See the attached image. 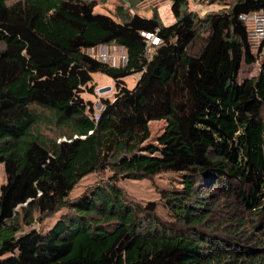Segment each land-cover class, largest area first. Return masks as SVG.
Instances as JSON below:
<instances>
[{
  "label": "trees",
  "instance_id": "1",
  "mask_svg": "<svg viewBox=\"0 0 264 264\" xmlns=\"http://www.w3.org/2000/svg\"><path fill=\"white\" fill-rule=\"evenodd\" d=\"M170 1L164 25L156 11L96 12V0H0V264H264V60L237 80L258 60L239 16L264 13V0H208L225 8L202 17ZM142 32L159 40L152 53ZM103 44L124 62L85 52ZM94 73L116 88L100 110L82 97ZM152 120L164 130L143 146ZM164 172L182 177L162 192L168 222L116 183ZM219 193L240 211H218Z\"/></svg>",
  "mask_w": 264,
  "mask_h": 264
},
{
  "label": "rangeland",
  "instance_id": "2",
  "mask_svg": "<svg viewBox=\"0 0 264 264\" xmlns=\"http://www.w3.org/2000/svg\"><path fill=\"white\" fill-rule=\"evenodd\" d=\"M9 2L15 0H8ZM97 5L94 10L96 12L109 14L114 16L118 11V8H121L123 11H129L131 14L137 13L141 16L150 17L153 11H156L164 25H169L174 22V17L170 10V0H96ZM189 8L195 11L199 16H204L206 13L214 12L217 10H222L225 8V5L221 3L212 4L208 0H190ZM248 29H251L250 25H247ZM151 40L148 39L147 45H149V53L153 52V47L150 46ZM110 44H104L98 46V52H103L105 49L109 48L108 55L111 57L112 65H120L121 59L125 55L124 48L115 45V50H113ZM254 52V50H253ZM97 54V53H94ZM98 56V55H97ZM264 60V56L261 59H258L252 64L241 63L240 68L237 74V80L242 81L245 78H250L256 76L260 70L261 62ZM140 73H135L124 78V84L128 88H132L138 78ZM91 84H94V93L89 92V89L86 88L82 93V97L93 104L94 108L98 110L101 107V98L112 99L114 93L116 92L115 82L108 76L101 73L93 74V81ZM90 85V84H89ZM164 120H152L149 121V138L144 142L143 146L146 145H158L157 139L162 134L165 127ZM42 130H47L46 127H43ZM54 134V132H53ZM111 171L106 169L104 172L90 173L83 178H81L77 184L70 191L69 198H74L80 195L86 187L100 181L105 180ZM182 177L180 174L175 172H164L159 173L151 177H145L139 180L132 179H119L116 183L118 187L122 190L124 198L133 203L136 206L144 207L148 203H154L155 213L159 219L163 222L172 221V216L170 209L168 208L166 201L162 198V192H173L174 190H179L181 188ZM6 181V176L4 172L3 164H0V186ZM218 186H216L213 191H216ZM224 193H219V201L223 204L221 205L218 211H240L238 205L231 204L228 206L225 202L236 201L234 196L227 201ZM225 212H221V217L224 218ZM58 213L52 217H47L42 223L34 224L35 227L47 226L52 224Z\"/></svg>",
  "mask_w": 264,
  "mask_h": 264
},
{
  "label": "built area",
  "instance_id": "3",
  "mask_svg": "<svg viewBox=\"0 0 264 264\" xmlns=\"http://www.w3.org/2000/svg\"><path fill=\"white\" fill-rule=\"evenodd\" d=\"M216 4V3H213ZM212 5V3H211ZM239 18L245 22L246 25H250L251 29H248V39L251 41L254 53L258 55V59H261V57L264 56V46H261V42L264 40V13L263 12H249L244 13L239 16ZM142 35H145L148 39L151 40V44L156 45L159 43V40L156 36H151L150 34L141 33ZM154 40V42H152ZM104 45V44H103ZM102 46V45H99ZM113 50H115V45H109ZM147 51L149 52V46H147ZM86 53L89 55L99 59L100 61L107 62L111 64V57L108 55L109 48L107 50L105 49L103 52H98V46L95 48H89L85 50ZM97 53V54H94ZM98 55V56H97ZM125 56L121 59V64L125 60ZM112 65V64H111ZM101 107L98 109L100 110ZM98 116V113H95V117Z\"/></svg>",
  "mask_w": 264,
  "mask_h": 264
},
{
  "label": "clouds",
  "instance_id": "4",
  "mask_svg": "<svg viewBox=\"0 0 264 264\" xmlns=\"http://www.w3.org/2000/svg\"><path fill=\"white\" fill-rule=\"evenodd\" d=\"M152 42H154V40H152Z\"/></svg>",
  "mask_w": 264,
  "mask_h": 264
}]
</instances>
